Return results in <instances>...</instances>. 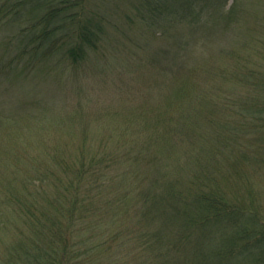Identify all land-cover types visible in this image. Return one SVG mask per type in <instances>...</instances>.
Here are the masks:
<instances>
[{
    "label": "trees",
    "instance_id": "trees-1",
    "mask_svg": "<svg viewBox=\"0 0 264 264\" xmlns=\"http://www.w3.org/2000/svg\"><path fill=\"white\" fill-rule=\"evenodd\" d=\"M116 1L151 36L97 85L132 106L92 117L66 103L119 53L110 1L0 0V264H264V194L236 178L264 128V0Z\"/></svg>",
    "mask_w": 264,
    "mask_h": 264
},
{
    "label": "rangeland",
    "instance_id": "rangeland-1",
    "mask_svg": "<svg viewBox=\"0 0 264 264\" xmlns=\"http://www.w3.org/2000/svg\"><path fill=\"white\" fill-rule=\"evenodd\" d=\"M87 1L88 2L86 3V6L92 7L95 4L96 5L99 4L100 6H103L104 5L103 3L105 0H87ZM109 1L110 2L108 3L107 8L109 7L110 12L108 13H112L111 16H113L115 22L118 25V28L117 30H115L112 27L108 29V32L110 33L109 35L110 38L108 41H110V43L118 44L119 53H116L115 51L109 54L108 56H105L103 55V52H104L103 48L102 49L99 48L97 51L92 53L90 57L87 59L86 63L82 65L84 67V70L82 72H86V74L84 73L80 74V82H81V85L83 86L82 91H85V92L82 93L81 95L76 94V95L71 96L68 99L67 103L66 101H64L57 95H55V99H56L55 102L60 105H63L66 103L67 110L74 109L78 101L82 102L90 110V112H92L91 113L92 117L95 116L98 111H100L101 109H106L107 107H114V108L124 107V109H128L132 106L135 99L128 100L126 103L121 104L119 101L121 98H116V96H112L111 93L110 94L103 93V89L98 88L97 85L102 84V81H99L100 78H102V72L108 71L107 64L104 63L105 60H109L114 63L124 62L125 60L124 63H127V64L131 63L130 66H134V64L136 63V61H134L135 54L138 53L139 50H141V47H143L145 38L147 39L151 36V32L149 29L142 27L134 20L128 21L125 17L122 16L124 11H127V12L133 11V10H129V8L131 7L129 4H128L129 8L126 9L123 7V5L121 7L119 2L116 0H109ZM228 2L230 4L232 0H228ZM260 2L261 0H256L257 5H259ZM114 7H118V11H115ZM6 33H11V32L6 31ZM115 38L116 40L114 41L113 39ZM130 66L124 68L123 69L124 72L131 70L132 67ZM38 71L41 72L42 70H38ZM41 78L42 77L38 76L35 81L39 82ZM3 85L4 83L0 84L1 87ZM43 85L44 84L39 83L38 88L40 89V91H43L46 89V85H44V87ZM93 87H95L97 91L96 89H93ZM15 89H20V88H15ZM87 90H88V93H87ZM21 91L24 92L25 90L21 88ZM44 95L42 93L40 97H44ZM149 95H151L152 98H156L157 93L153 91ZM23 96H27V93L25 92ZM58 100L61 103H59ZM32 109L33 108H31V111L34 112L35 110H32ZM15 114L17 116V119H16L17 123L15 126H36L37 125V121L35 120V118H30L29 119L30 123L27 122V115L25 113V110L20 109L19 112ZM63 124H66V126H69V123L67 122V120H65V122L62 123L61 125ZM94 124H97V123L95 122ZM255 128H258V126H243L242 127L243 136L241 138V142H243L244 144V142L248 140L247 144L249 145V147L248 148L243 147V148L246 151H250L252 149V151L255 153L253 154L255 155L254 157H258V159L254 160L251 164L250 162H242L240 164L241 172L236 174V178L238 181H241L243 183L246 182V184L250 182L249 178L251 181L253 180L254 184L252 185V188L254 190L250 188L249 192H251V194L253 195H260V194H264V128L263 130L261 129L260 136L257 135V136L252 137L253 130ZM37 137H38L37 134L31 136L30 140L33 143L31 147H33L36 144ZM212 145L213 144H210L209 147H211ZM258 150H259V153H258ZM214 153L217 156V158H219L220 160H224L223 157H226V156L235 158L236 157L235 155L238 153V151L235 149L226 148L221 153L216 147H214ZM259 159L261 161H259ZM252 168L255 169L256 171L253 172ZM244 173L249 175V178ZM257 201L260 203V206L263 205L262 204L263 201H261V199Z\"/></svg>",
    "mask_w": 264,
    "mask_h": 264
}]
</instances>
